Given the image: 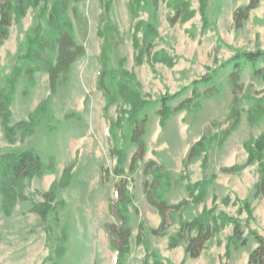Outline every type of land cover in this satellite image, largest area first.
Segmentation results:
<instances>
[{
	"label": "rangeland",
	"instance_id": "obj_1",
	"mask_svg": "<svg viewBox=\"0 0 264 264\" xmlns=\"http://www.w3.org/2000/svg\"><path fill=\"white\" fill-rule=\"evenodd\" d=\"M45 1L11 0L12 26L0 40V97L9 99L12 130L10 142L0 117V264H117L106 229L119 223L109 209L118 201L117 185L128 191L129 202L120 209L131 229L121 264H247L257 247L251 230L264 238V196H256L264 155L246 165L248 146L264 135V116L248 119L264 107V81L244 64L237 91L241 120L232 128L229 75L234 57L264 51V0L240 29L236 10L250 0H140L137 16L130 0L70 1L62 21L70 22L85 51L68 75L59 76L54 95L48 74L15 70L39 34L46 42L54 32L49 16L61 0ZM194 88L197 106L162 122L164 98L175 97L167 102L172 109L193 98ZM210 88V98L200 96ZM143 116L145 151L130 171L139 152L130 135ZM201 139L203 150L185 165ZM30 151L51 169L8 194L16 156ZM149 163L154 165L146 172ZM154 180L169 205L188 203L168 219L163 236L153 234L161 217L145 194V182ZM205 211L218 232L202 255L189 257L187 241L171 247L180 224ZM229 219L242 225L245 246Z\"/></svg>",
	"mask_w": 264,
	"mask_h": 264
},
{
	"label": "trees",
	"instance_id": "obj_2",
	"mask_svg": "<svg viewBox=\"0 0 264 264\" xmlns=\"http://www.w3.org/2000/svg\"><path fill=\"white\" fill-rule=\"evenodd\" d=\"M21 1L18 2L21 4ZM38 0H36L37 2ZM48 1V0H46ZM45 1V2H46ZM70 1L75 4L79 3L80 0H61L60 10H57L55 7L54 11L50 14L49 25L53 28V33L51 34L48 41L40 38V34L31 42L32 49L28 51L27 57L22 59L21 64L16 66L15 70L19 73H24L29 75L30 77L34 76L35 73H46L50 77V88L51 94H55L57 92V82L59 76L61 74L68 75L72 65L78 60L79 57L84 55V48L74 40L73 32L71 31V25L68 21H62L64 15L67 11L68 5ZM261 0H250L248 6L244 8H239L235 13V26L237 29L243 27L244 21H246L249 17V14L259 6ZM131 3V13L137 16V9L140 8V0H130ZM26 8V7H25ZM24 7L20 6V10L23 13ZM15 11L14 4H12L11 0H0V40H4L7 38V31L12 26V15ZM47 7H44L43 13L46 14ZM186 13L190 16L189 8L185 9ZM181 11H177L178 16L181 15ZM62 13V15H61ZM141 25L137 24L136 28L139 29ZM37 42V48H33ZM51 51L52 53L48 56L42 57L43 51ZM53 53L56 55L53 60ZM230 64H232V72L229 75V82L231 83L232 91H233V105L231 107V118H233V126H237L240 122V111L238 110L239 99L237 97L238 92L242 91L243 85H241V73L243 71L244 64H249L253 69L254 77H258L264 81V51H256L255 53H241V55H237L234 57ZM210 82L207 81V83ZM101 88L106 89L109 92V89L104 85V82L100 80L99 82ZM195 84L198 85V82ZM214 88V87H213ZM213 88H210L200 94L203 98H210L213 95ZM107 95V93H106ZM193 98H187L181 103H179L176 107L170 109L167 106V102L175 97L164 98L162 109L159 110V114L161 116L162 122L171 116V114H177L179 112L185 111L187 109H191L192 107L197 106L198 90L194 88L193 90ZM9 99L5 97L2 99L0 97V117L3 118L4 128L6 133H8V139L12 142V130L8 127L9 121ZM264 116V107L257 106L256 109L250 112L249 114V122L253 123L257 118ZM121 119H118L117 124L121 122ZM148 121L147 116H143V118H136L134 120V124L132 127L130 141L134 144H137L139 148L138 156L135 155V158L131 162L130 171H133L135 164L138 159L142 158V155L145 151V143L143 142V137L146 134V124ZM204 139H201L199 143L194 145L190 151L188 152L187 160L185 161V165L193 160L196 157L198 152L203 150ZM247 151L249 153V158L246 165H251L254 162L255 157L264 155V135L258 138V141L255 142L254 148L248 146ZM198 156V154H197ZM15 162L11 168V177L8 180V194L14 192L12 186H16L17 183L25 180L32 179L34 177H44L46 173L51 169V166H44L42 160L33 153L24 152L16 156ZM153 163H149L146 166L145 171L153 167ZM238 170L236 167L230 169V171ZM229 171V172H230ZM122 172V171H121ZM120 175L122 173L118 172ZM159 181L154 180L152 183L145 182V194L146 199H148L151 206L159 213L161 217L159 228L153 231V234L157 236L165 235L167 229V222L170 218L171 221L174 220L176 214H178L183 208L188 206L186 201H183L174 206L169 205L166 200L161 198L159 195L160 185ZM11 187V188H10ZM117 203L115 205H111L109 207L110 212L116 216V219L119 221L118 224L108 225L106 229L109 233V239L112 248L115 250L116 255L118 257L117 264H121L122 256L129 249L130 243L129 240L131 238V229L128 227L126 214H124L120 206L126 205L129 202L128 191L126 187L117 185ZM264 196V165L262 170V177L260 179L259 185L256 190V196ZM200 200L201 197H197L195 201ZM210 215L209 212H206L189 222H182L180 224V229L175 236L174 239H171V247H175L179 241H187L186 254L191 258H199L207 243L211 241V239L218 232V227L213 224V227L207 222V217ZM213 222H216V219H212ZM228 223H233L235 226L234 236L236 239L242 241L243 245H246L247 239H242L243 237V229L242 225L236 220H227ZM194 234V235H193ZM250 235L257 242V247L250 252L247 264H264V238L260 237L255 231L251 230ZM141 239V235H138V241ZM144 264H148L147 261ZM153 264H158L157 262Z\"/></svg>",
	"mask_w": 264,
	"mask_h": 264
}]
</instances>
